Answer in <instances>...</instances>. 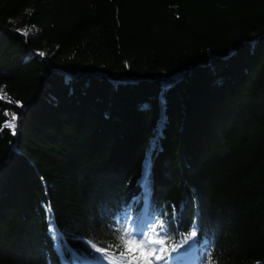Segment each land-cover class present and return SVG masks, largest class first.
Returning a JSON list of instances; mask_svg holds the SVG:
<instances>
[{"label": "trees", "instance_id": "trees-1", "mask_svg": "<svg viewBox=\"0 0 264 264\" xmlns=\"http://www.w3.org/2000/svg\"><path fill=\"white\" fill-rule=\"evenodd\" d=\"M0 88V264L115 260L125 213L264 264V0H0Z\"/></svg>", "mask_w": 264, "mask_h": 264}, {"label": "snow or ice", "instance_id": "snow-or-ice-1", "mask_svg": "<svg viewBox=\"0 0 264 264\" xmlns=\"http://www.w3.org/2000/svg\"><path fill=\"white\" fill-rule=\"evenodd\" d=\"M22 35L27 37L29 30L25 29ZM39 55L44 56L45 54L40 52ZM2 93L3 89L0 88V94ZM4 98V95H0V99ZM8 102L12 103L11 100ZM16 104L18 107H23L19 101ZM17 119L16 114L11 113V119L0 127V131H3V128L6 127L10 129L11 135H16ZM142 179L146 178L142 177ZM115 223L117 228L115 230L110 229V231H113L112 240L119 248V256L115 260L113 257L116 256V249L113 248L112 243L102 241L93 243L88 240L84 241L86 252L75 254L74 261L77 264H176L183 255L180 249L185 245L191 246L190 242H195L194 238L197 236L198 231L194 219L189 234L181 236V239L175 242V246L169 249L166 247V239L172 237L176 229L173 221L164 217L163 213L160 214L159 219L151 216V218L144 220H132L125 213ZM169 242L172 243L173 241ZM97 243H103V247H98ZM57 250L59 251V247H57ZM173 253L177 255L174 256ZM203 257L205 264H213L210 251H205Z\"/></svg>", "mask_w": 264, "mask_h": 264}, {"label": "rangeland", "instance_id": "rangeland-1", "mask_svg": "<svg viewBox=\"0 0 264 264\" xmlns=\"http://www.w3.org/2000/svg\"><path fill=\"white\" fill-rule=\"evenodd\" d=\"M35 33H36V30L35 29L29 30V35H35ZM0 95H4V93H2ZM4 97H5V95H4Z\"/></svg>", "mask_w": 264, "mask_h": 264}]
</instances>
